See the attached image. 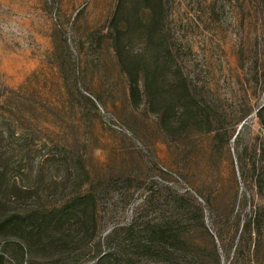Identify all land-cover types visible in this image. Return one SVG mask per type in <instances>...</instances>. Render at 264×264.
Instances as JSON below:
<instances>
[{
    "label": "rangeland",
    "instance_id": "1",
    "mask_svg": "<svg viewBox=\"0 0 264 264\" xmlns=\"http://www.w3.org/2000/svg\"><path fill=\"white\" fill-rule=\"evenodd\" d=\"M0 173L3 264H264V0H0Z\"/></svg>",
    "mask_w": 264,
    "mask_h": 264
},
{
    "label": "trees",
    "instance_id": "2",
    "mask_svg": "<svg viewBox=\"0 0 264 264\" xmlns=\"http://www.w3.org/2000/svg\"><path fill=\"white\" fill-rule=\"evenodd\" d=\"M1 176H2V174L0 173V178H1ZM14 188L17 192L22 191V189L18 188L16 185ZM18 195L19 194H17V193L11 194L12 200L9 199L6 204L11 203V202L16 203V200H18ZM73 211L74 210L69 209V208H64V209H61L59 211H56V213L52 217H50L48 222L51 224L54 223L56 227L62 226L63 224L70 222L73 218L77 217V213H75ZM16 215L18 218H20V215H18V214H16ZM8 219L9 218H3V217L0 218V228L2 227L3 224L8 222ZM167 220H170V218L160 220L156 225H154L152 227V228L157 227V231H158V233H159V235L163 241L160 244H158L157 251L161 252L162 256H164V258H166L163 262L164 264L168 263V260H167L168 256L173 253V251H172V249H170V245H169L170 240L174 238L175 240L178 241V243H181L179 238H177L178 236L175 234V231H174L172 224L169 223ZM117 232H118V230L115 229L112 234L114 235ZM19 248L23 249L21 246H19ZM8 249H11V245H9V244L5 247L4 250L0 249V264H3L6 253L10 252V250H8ZM111 257H112V254H110V252L104 253L103 256L101 258H99L97 264H103L105 261L110 260ZM237 261H238V258L235 259V263Z\"/></svg>",
    "mask_w": 264,
    "mask_h": 264
}]
</instances>
